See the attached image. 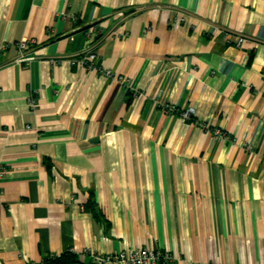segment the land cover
<instances>
[{
	"label": "crops",
	"instance_id": "0c3cea01",
	"mask_svg": "<svg viewBox=\"0 0 264 264\" xmlns=\"http://www.w3.org/2000/svg\"><path fill=\"white\" fill-rule=\"evenodd\" d=\"M139 247L264 264V0H0V264Z\"/></svg>",
	"mask_w": 264,
	"mask_h": 264
},
{
	"label": "built area",
	"instance_id": "2783aa9c",
	"mask_svg": "<svg viewBox=\"0 0 264 264\" xmlns=\"http://www.w3.org/2000/svg\"><path fill=\"white\" fill-rule=\"evenodd\" d=\"M89 38L93 39L92 43L87 45L77 57L70 59V63L73 66H82L87 70L94 73L102 74L106 77H114L113 72L110 69L103 68L99 63V58L95 52L94 45L102 37L101 30L97 29L96 26H91L87 30ZM95 37V39H94ZM243 36H239L234 40V45L240 46L244 41ZM95 42V43H94ZM31 40L22 39L17 43L20 54L14 59L17 64L28 63L34 58L33 54H26V51L31 46ZM2 48L5 47L4 44L1 45ZM54 62V60H53ZM123 84H128L129 79L125 76L118 77ZM28 104L31 109L36 107V101L34 98L29 96ZM172 110L175 109L174 106L170 107ZM182 117L184 120L190 119L189 112H183ZM200 129L206 128L203 122H197ZM92 262L94 264H112V263H127V264H173L174 258L169 251L160 250L156 248H125L119 251H114L108 254H91ZM35 264V263H30ZM216 264V263H211Z\"/></svg>",
	"mask_w": 264,
	"mask_h": 264
},
{
	"label": "trees",
	"instance_id": "16d2710c",
	"mask_svg": "<svg viewBox=\"0 0 264 264\" xmlns=\"http://www.w3.org/2000/svg\"><path fill=\"white\" fill-rule=\"evenodd\" d=\"M42 264H83L73 252H65L59 256H50Z\"/></svg>",
	"mask_w": 264,
	"mask_h": 264
}]
</instances>
